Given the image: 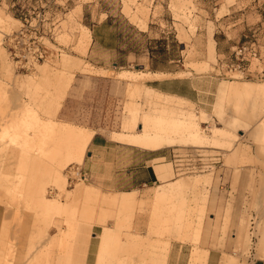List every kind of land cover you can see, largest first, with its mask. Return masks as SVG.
Listing matches in <instances>:
<instances>
[{"label":"rangeland","instance_id":"1","mask_svg":"<svg viewBox=\"0 0 264 264\" xmlns=\"http://www.w3.org/2000/svg\"><path fill=\"white\" fill-rule=\"evenodd\" d=\"M185 1L0 0V243L14 248L9 263L87 264L90 245L88 264H107L110 246L128 240L132 264L142 242L148 264H168L179 246L183 264H208L211 250L217 264L264 259V94L226 96L228 86H264V0ZM84 27L105 50L92 38L83 53ZM215 33L224 46L216 47ZM243 43L256 44L257 58L232 72V48ZM156 71L170 76L137 81L192 100L183 107L197 115L203 136L227 133L214 134L217 144L162 149L168 157L158 162L169 164L171 178L128 190L135 203L115 206L124 195L111 191L109 178L83 171L90 136L56 121L111 139L135 83L118 74ZM144 93L134 133L143 115L168 112L167 100L151 93L145 101ZM217 105L219 116L242 125L218 119ZM164 187H174L173 201L148 199Z\"/></svg>","mask_w":264,"mask_h":264},{"label":"crops","instance_id":"2","mask_svg":"<svg viewBox=\"0 0 264 264\" xmlns=\"http://www.w3.org/2000/svg\"><path fill=\"white\" fill-rule=\"evenodd\" d=\"M174 1L175 0H172L171 3H173ZM180 1L182 3L186 2L185 0ZM130 17L132 23L137 27L141 29L146 28L147 22H142L141 18H139L141 21L134 20V18H132V14L130 15ZM83 29L87 28L84 27ZM87 30L90 34V44L93 38L92 46H96L97 49L105 50L99 44L97 36L94 34V36L92 37L91 31L89 29ZM216 35L217 34L215 33L214 38L216 40V47L224 46V41L221 42L220 39L216 37ZM88 48L85 52L83 51L84 54H87ZM54 74L58 82V79H60V74ZM118 76L123 79L132 80L135 83L131 85L130 88L131 101L127 103L125 107L126 114L123 119L122 130L120 132H112L110 134L111 139H108L105 136L96 135L97 132L95 130H89L72 123L60 121H56V123L66 129L81 132L90 136V143L87 147V149H89V155L82 162L83 171L91 178H95L97 176L108 177L109 180L107 181V183L113 187L111 191L116 192V194L121 193L122 195H124L123 199H114L112 203L115 206L118 205L121 207H126L135 203L136 200V197L131 196V193H126L131 192L128 190L149 186L151 184H154L156 179L158 183H161L167 182L171 178L169 164L158 162L168 157L167 152H163L162 149L174 147L178 148L187 143L192 144L196 147L197 145L206 146L207 144H217L222 140L214 139V134L224 132L225 130H223L222 128H211L210 136H203V131L200 128V123L197 115L193 111L188 110V108L183 107V105H185L184 101L193 102L192 100L178 94L165 92L158 88L149 86H145V88L137 81L138 79H142L143 77L154 80H163L168 78L170 75L156 71L148 73L123 72L118 74ZM228 87L230 88L228 90V95L226 96H233L235 98L247 95L264 94V86L260 85H232ZM227 88H225V91L227 90ZM145 90H147V93H144L145 101L151 98V93L155 96H161L164 100H167L168 107L169 105L173 104L172 106L178 111V114H176L175 109H169L167 107V113H162L161 115H143L142 123L140 124L141 131L139 133H134L133 130L135 129L137 117L140 112V108L137 104V98L141 97V94ZM57 95L58 93L55 95L54 99ZM263 102L264 99L262 103ZM170 110H172V112H170ZM221 111L222 108L220 107V105H217L214 112L217 114L218 119L226 121L227 124L234 127H240V125H242V123L234 119L225 120L224 117L219 116L221 114ZM225 132L227 133V131ZM192 184L195 185V180H193ZM173 190L174 187H164L156 190L153 195H149L147 197L149 200L153 199L156 203H161L166 200L173 201ZM172 208H174V206ZM210 225L211 221L209 226ZM106 235L107 232H105L103 236L105 237ZM63 236L64 235H62L61 237L62 242ZM105 244L106 243L102 242L101 248H103V245ZM144 244L145 243L143 242L140 244L143 250L139 253L140 259L138 264H148L146 263V261L142 260V257L145 254L144 250H147ZM133 245H135L134 242L128 240V242H125L123 244L119 243L118 245L114 246L113 250H111L112 246H110V249L106 253V257L108 259L106 260V263L132 264L134 258L131 248L133 247ZM85 247V241H82L81 248L84 249ZM90 248L91 246L87 245V254L85 259V262L87 264L89 263ZM173 248L176 249L175 247ZM183 248L184 246H179L176 252H171L168 264H183L181 252ZM261 248L262 252H264V241ZM101 260L102 256H100L99 258L100 262ZM78 263L79 261L77 262V264ZM73 264H76V262H74ZM208 264H217V257L212 250L210 251ZM221 264H235V262H233V260H225L222 261ZM252 264H264V259H258Z\"/></svg>","mask_w":264,"mask_h":264},{"label":"bare ground","instance_id":"3","mask_svg":"<svg viewBox=\"0 0 264 264\" xmlns=\"http://www.w3.org/2000/svg\"><path fill=\"white\" fill-rule=\"evenodd\" d=\"M84 31H83V33H82V35H81V38H80V43L79 44H81L82 45V49H83V51L85 52L86 51V49L88 48V46H89V44H90V34H89V31L87 30V29H83ZM33 100V99H32ZM55 105V104H54ZM53 106V105H52ZM51 106V107H52ZM57 107V106H56ZM56 107H54V108H56ZM54 108H52V110L54 109ZM51 110V111H52ZM53 111H55V112H53ZM52 111V113H50V114H55L56 113V111L57 110H53ZM63 136L64 137H67V138H71V139H73V140H75V142H77L76 144H78V143H80L81 144V146H83V145H86L87 143H89V137L88 136H84V137H76V136H74L71 132H66V133H64L63 134ZM79 145V144H78ZM83 150V149H82ZM83 155H84V153H83V151H82V157H83ZM18 217V216H17ZM34 223H35V221H34ZM36 224V223H35ZM34 224V225H35ZM4 226V225H3ZM8 233V230L7 231H5V227H3V229H2V236L3 237H5L6 236V234ZM15 233V232H14ZM15 235V234H14ZM2 239L3 238H1V241H2ZM13 240L15 239V236L12 238ZM16 240V239H15ZM3 242L2 243H0V264H11V263H9V261H10V259H12L13 260V258H14V248L11 246V245H9L10 247H8L9 249H8V251L6 252V250H5V247L3 246ZM14 245V244H13ZM21 246V245H20ZM30 255V253H28L27 255H25L24 256V254H21V257H20V259L18 260V263H20V262H22L23 261V259H25V258H27V256H29ZM31 256V255H30ZM14 262V261H13ZM23 263V262H22ZM25 264H30V263H28V261H25ZM32 264H35V263H32Z\"/></svg>","mask_w":264,"mask_h":264},{"label":"built area","instance_id":"4","mask_svg":"<svg viewBox=\"0 0 264 264\" xmlns=\"http://www.w3.org/2000/svg\"><path fill=\"white\" fill-rule=\"evenodd\" d=\"M257 48L255 43H243L236 45L232 48L231 57L233 63L227 66L232 72L246 71V62H249L253 58H257Z\"/></svg>","mask_w":264,"mask_h":264}]
</instances>
